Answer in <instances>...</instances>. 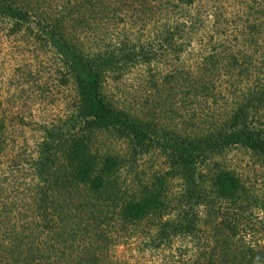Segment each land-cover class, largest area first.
Segmentation results:
<instances>
[{
	"label": "rangeland",
	"instance_id": "1",
	"mask_svg": "<svg viewBox=\"0 0 264 264\" xmlns=\"http://www.w3.org/2000/svg\"><path fill=\"white\" fill-rule=\"evenodd\" d=\"M102 3L85 11L81 24L67 22L66 29L86 53L118 57L119 65L105 72L102 92L114 106L149 122L151 133L136 144L111 127L98 128L90 132V149L97 158H118L112 177L126 197H139L145 186L161 182L166 207L131 222H121L112 208L93 219L88 209L74 211L81 197L70 199L61 180L58 187L46 188L53 201L36 209L35 187H47L49 172L62 173V145L82 128L78 95L56 50L35 39L31 29L12 30L0 17V226L15 227L35 245L39 238L46 240L39 225L80 222L77 243L66 252L74 257L96 251L101 264H203L222 232L213 235L212 214L202 203L190 209L192 230L171 232L162 226L178 219L186 191L181 175L166 174L168 154L176 138L193 139L221 124L241 90L264 77V0ZM134 47H142L149 59L122 60ZM260 112L264 120V105ZM193 168L206 174L230 170L240 178L258 201L247 219L257 231L245 240L264 243L259 203L264 159L232 145ZM204 181L208 187V176Z\"/></svg>",
	"mask_w": 264,
	"mask_h": 264
},
{
	"label": "trees",
	"instance_id": "2",
	"mask_svg": "<svg viewBox=\"0 0 264 264\" xmlns=\"http://www.w3.org/2000/svg\"><path fill=\"white\" fill-rule=\"evenodd\" d=\"M53 1L0 0V17L9 22L12 30L31 29L35 39L56 50L73 78L78 95L77 117L81 118L82 128L62 145V177L60 170L49 172L44 178L47 187H35L36 209L44 208L47 199L53 201L47 189L58 187L62 180L64 193L70 199L76 195V198L81 197L74 211L88 209L93 219H96L94 215L100 217L111 208L121 222L163 211L166 206L161 198V182L145 186L139 197H126L112 177L119 164L118 158L114 155L97 158L90 149V132L98 128L111 127L118 135L132 139L136 144H142L151 133L149 122L114 106L102 92L105 72L119 65L118 57L112 60V56L86 53L66 29L67 22L81 24L82 14L101 7L102 0H55L58 2L55 8ZM52 12L56 14L52 16ZM25 25L33 27L26 28ZM137 57L147 61L149 53L142 47H134L121 59L128 61ZM237 96L221 124L193 139L176 138V141L173 138L177 146H170L168 154L171 167L166 174L181 175L186 182V191L182 194L183 207L178 210V219L166 220L162 226H168L171 232L192 230L195 224L190 209L192 204L202 203L212 214L213 235L222 232L221 239L215 241L214 252L204 256L203 264H264V243L256 239L245 240L247 233L254 236L257 231L247 221L251 204H258L256 198L246 193L240 178L230 170L206 174L195 173L193 168L196 161L203 164L211 154L232 145H241L264 159V120L260 114L264 105V77ZM191 163L194 164L190 166ZM206 176L208 187L204 181ZM259 203L264 212V199ZM79 223L76 227H66L63 223L47 228L39 225L46 240L39 238L35 245L24 240L22 231L1 225L0 264H101L96 251L86 256L67 254L66 250L77 243L81 233ZM95 248L100 249V244Z\"/></svg>",
	"mask_w": 264,
	"mask_h": 264
}]
</instances>
